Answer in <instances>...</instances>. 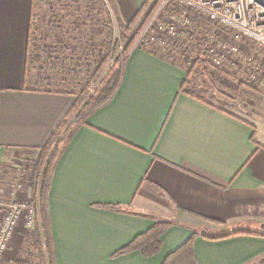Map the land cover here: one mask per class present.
<instances>
[{
	"label": "crops",
	"instance_id": "0c3cea01",
	"mask_svg": "<svg viewBox=\"0 0 264 264\" xmlns=\"http://www.w3.org/2000/svg\"><path fill=\"white\" fill-rule=\"evenodd\" d=\"M143 1L110 0L125 22ZM33 4L0 0V177L21 153L38 155L74 100L38 86L30 69ZM120 74L54 165L47 204L55 264H162L191 235L196 264H259L261 114L241 117L187 96L186 72L161 54L136 49ZM217 83L221 93L230 89ZM17 180L4 196L30 202L29 179ZM158 223L168 226L157 253L114 256Z\"/></svg>",
	"mask_w": 264,
	"mask_h": 264
},
{
	"label": "rangeland",
	"instance_id": "374dc122",
	"mask_svg": "<svg viewBox=\"0 0 264 264\" xmlns=\"http://www.w3.org/2000/svg\"><path fill=\"white\" fill-rule=\"evenodd\" d=\"M111 6L110 0H34L28 58L34 77L40 79L38 86L77 95L88 85L104 57L108 35L112 41L120 40L117 18L124 24L132 19L125 22L117 8ZM178 20L186 23L180 24ZM158 22L165 27L175 26L174 35L155 26L152 35L165 42L161 54L186 72V90L194 88L196 96L241 117L257 111L264 120L262 49L245 38L235 39L234 32L173 3L165 7ZM217 45L235 47L237 51L226 54L215 65L210 63L214 57L208 50ZM219 81L227 83L230 89L221 93ZM37 157L21 153L11 162L7 177H0V223L5 205L13 202V197L4 196V190L8 192L17 179H29ZM13 231L0 264H39L34 230L27 229L21 219Z\"/></svg>",
	"mask_w": 264,
	"mask_h": 264
},
{
	"label": "trees",
	"instance_id": "16d2710c",
	"mask_svg": "<svg viewBox=\"0 0 264 264\" xmlns=\"http://www.w3.org/2000/svg\"><path fill=\"white\" fill-rule=\"evenodd\" d=\"M159 4L160 0H146L127 24L121 23V19L117 18L120 40L112 41L111 36L108 35V41L104 48V57L100 61L101 63L95 73L92 74L93 76L89 80L88 85L77 95H73L74 100L68 112L61 119L58 126H56V129L47 139L46 143L37 152L38 157L29 178V192L31 195L30 205L37 209L38 212V218L33 230L36 236L35 243L39 264H55L47 204L50 177H52L54 165H56L62 154L61 152L70 141L69 139L73 137L78 128L84 123L90 112H93L104 104L113 94L116 86H118L122 65L128 56L130 47L138 34L141 33L147 21L153 16ZM120 47L123 50L119 54ZM185 86L186 84L181 89L182 93L204 102L203 98L194 94V88L186 90ZM167 226V224H154L148 231L137 236L128 245L116 251L114 256L134 251H139L145 257L157 253L161 244L159 236L162 235ZM193 239L194 236L191 235L182 246L166 256L162 264H196L193 250L191 249ZM259 264H264V260Z\"/></svg>",
	"mask_w": 264,
	"mask_h": 264
},
{
	"label": "built area",
	"instance_id": "2783aa9c",
	"mask_svg": "<svg viewBox=\"0 0 264 264\" xmlns=\"http://www.w3.org/2000/svg\"><path fill=\"white\" fill-rule=\"evenodd\" d=\"M170 3L177 5V7L191 9L209 23L234 32L235 39L245 38L264 52V0H160L159 6L141 33L138 34L128 54L136 49L154 54H161L165 50V42L152 34L154 33V26L158 30H165L166 34L169 35H174L176 32L175 26L165 27L158 22L165 7ZM178 21L183 25L186 23V20ZM122 47L119 48V54L123 50ZM208 51L209 55L214 57L210 63L218 65L226 54H233L237 50L235 47L217 45ZM5 206V214L0 223V260L8 249V243H10L14 233L13 230L19 221L23 219L25 227L33 230L38 218L37 209L29 202L20 204L13 199V202Z\"/></svg>",
	"mask_w": 264,
	"mask_h": 264
},
{
	"label": "water",
	"instance_id": "95a60500",
	"mask_svg": "<svg viewBox=\"0 0 264 264\" xmlns=\"http://www.w3.org/2000/svg\"><path fill=\"white\" fill-rule=\"evenodd\" d=\"M263 228H264V225H263Z\"/></svg>",
	"mask_w": 264,
	"mask_h": 264
}]
</instances>
